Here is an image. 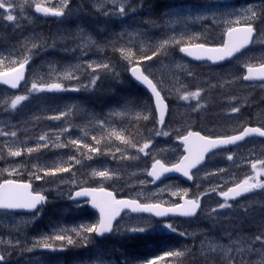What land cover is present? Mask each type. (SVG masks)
<instances>
[{"label":"rangeland","instance_id":"1","mask_svg":"<svg viewBox=\"0 0 264 264\" xmlns=\"http://www.w3.org/2000/svg\"><path fill=\"white\" fill-rule=\"evenodd\" d=\"M130 1L127 0V3L129 4ZM162 1L164 4H168L169 7L163 14L162 23L157 25L152 22L150 11L140 13L139 9L133 5L126 8V13L128 14L122 19L118 16L106 17L102 11H98L97 9L103 7L105 11L115 12L116 8L112 7L111 3L103 5L101 0H69V7L65 12V15H67L63 19L52 20L48 23L36 22V16L33 12L34 0H17L18 9L21 10L13 14L18 17V21L13 23L0 19V38L8 40L10 37L15 36L13 40L6 43V47L0 48V58L5 60V64L0 65V70H6L10 59H20L26 54V49L23 48L25 42H27V47H30L32 43H38L41 45V48L31 53L32 67L30 66L27 81L21 88L15 91L0 88V113L9 112L8 104L16 95H28V90L37 76L42 77L45 83L55 82L57 72H63L66 66L76 64L86 66L89 61L106 62L116 74L121 76V73L128 71L131 65L122 56L119 51L120 48L131 49L134 59L138 60L144 55H151L164 40H172L174 38L180 41L179 44L172 43L167 45L166 50H162L152 60L141 61L143 69H147L148 72L152 73L151 78L155 82H160L161 92L170 100L172 113L167 117L163 126L164 131L170 132L169 136L155 137L153 135V130L159 129L161 126L157 124L149 97L143 94L139 97L134 96L138 105L135 111L133 110L132 113L127 115L132 117L135 116L136 112L151 113L149 120H137V142L135 148L127 150L124 145H118V141L115 138L111 139L114 136L117 138L116 135H113V132L121 134L124 137L127 133L120 119H116L110 125L107 134L96 131L100 130V125L95 123V121L87 124L86 120H77L76 127L80 129V133L89 137H96V140H99L100 143L97 144L96 140H94L95 144L92 147H98L99 149L101 147L103 153L106 155L105 160L88 167V178H92L89 181L90 186H108L114 190L117 189L120 197L138 199L141 203L168 202L165 205H170L172 202H180V195H171V192L177 189H187L188 193L192 194L191 196L187 194V198L207 193V195L202 197L204 208L197 218L198 220L189 222L177 220L176 222H171L177 226L179 232L186 233V236L174 233L161 234L158 231L145 234H132L124 232L123 229L133 227L141 220H151L156 225L170 222V220L159 221L150 216L135 215L127 212L119 220V227L121 228L119 233H113L101 239L93 235L94 244L87 247L72 245L66 246V250L63 252L53 253L40 249L29 252L27 249L32 248L34 241L40 239L42 235L52 234L53 225L59 224L63 227L72 228L81 223H95L98 217L95 212L93 213L86 207L85 202H79L83 207H77L75 202H71L68 199L69 193H73L74 190L82 186L78 183L80 177L78 173H75L73 176L70 174L65 176L63 175L64 173L59 175V177L57 174L46 176L45 178H50L52 181L43 185L39 183L41 180L34 179V174H43L42 172H38L34 165H39L41 168L56 165L65 167L67 163L63 164L66 161L64 159H67V157L64 158V147H53L49 143L51 145L50 149L54 152L47 154L44 151L43 155L36 156L35 160L29 163L25 158H22L23 160L21 161L9 160L10 158H15L8 155L9 148H12V150H22L23 154L29 156L31 154H28L26 149L30 146H22V141L17 139L18 136L17 138L5 137L3 139L4 145L0 146V183L5 179L28 180L30 182L33 180L38 186V188L32 187L34 191L48 194L47 205L43 206L44 208H40L41 214L35 220H33L32 213L0 211V240L3 241L0 243V249L6 254L7 261L5 264H97V255L94 254L97 253L96 246H99L98 255L102 258L103 264H124L125 259L128 260V264H143V261L147 259L163 256L164 253H156L155 246L158 243H164L163 248L169 247L170 250H187L185 256L178 259L165 257L162 264H226L222 253H213L207 256L202 255L201 242L211 240L212 242L227 246L230 244V240L243 239L246 243H251L256 235L264 231V210L259 209L258 213L253 215L251 209L247 210V208H251L257 204H260V207L264 208V189L254 190L245 199L241 200L240 205L236 204L235 208L240 209V212L235 213V216L241 217L239 222L231 223V219L227 223L217 220L218 218H229L231 216L230 208L219 210L215 217H213L216 221H210L211 217L208 215L211 209L216 208L220 203H224V199L219 197L220 191H226L230 186H234L235 183H239L247 176L256 175L260 166L258 165L257 169L254 170L252 163L264 161L263 141L251 140L249 143L236 149L235 152L219 154L220 158L225 159L223 163L221 162L222 165H219L216 159L213 161L210 159L208 164L196 172V180L191 187L178 179H169L156 186H152L146 176L148 168L154 159H160L166 164L178 161L182 155V146L176 137L177 135L185 134L192 126H197L198 129L208 135L233 133L248 122H255L264 127L263 108L248 113H244L240 108L239 113L230 114V108L235 106L230 102L233 101V97L237 98L235 93L228 96L225 102H221V99V101L214 100L211 106H217L215 109L209 110L208 103L212 97H218L223 92H236V89L249 88V94H253L257 87H251L250 85L238 86L240 83L238 75L244 64H257L264 61V49L256 52L250 51L245 56H241L233 64L234 67L231 66L222 72L211 70L206 66L191 65L184 58H170L172 50L176 49L180 44L195 41L198 38H203L207 41L215 40L216 37L224 33L228 26L225 21L236 19L235 15H228V13H232L234 9H243L249 4L257 5L259 1L197 0L199 2L197 6L203 11L200 16L202 18H193L191 20L198 24V22L208 19L219 27L218 29H204V32L195 34L191 33V30L174 27L181 23L177 18L184 16L194 6L187 7L186 5L189 4L185 2L183 5L178 4V0ZM43 3L49 7H57L60 0H43ZM132 9H136V11L132 13ZM256 10L258 11L257 8ZM256 26L259 31H264V23L257 21ZM81 30L85 34H90L102 47L100 49L92 47L87 50L86 55L77 49L79 41L74 40L72 37ZM61 36H66L67 39L61 40ZM34 37L37 39H34ZM73 49L76 50L73 51ZM50 65H55L56 72L51 70ZM79 70L80 74L77 73V70L75 71L78 79H69V84H64L67 89L79 87V91L68 90L32 94L27 101L22 102L18 106L17 110H12L11 117L17 120L16 123H11L8 116H3L0 117V127H3L4 130L6 129L5 131H17V133L21 130L34 128L37 126L38 119L21 122L24 118L18 119L20 115L31 110L33 111L28 116L29 118L38 117L39 113L34 114L39 110H45L49 112V115H55L59 111H66L69 107L73 108L77 102L80 105L74 109L73 117H82L83 115L93 116L94 114L97 120H104L105 125H107L105 114L112 110L114 111L116 108L111 110L110 108L115 106H117L118 111H123L122 106L124 103L116 105L114 99L111 97V93L105 92L104 98L100 102L101 104L96 106L97 108L92 103L89 104L90 106L87 105L84 91L95 93L98 89L105 87H100L97 83L94 87L90 84L93 73L87 67H81ZM189 72L192 73L191 76L188 75ZM100 73L108 72L100 70L97 73L101 81L103 77ZM222 74L224 76L215 79V77ZM60 82L64 83V80ZM86 85L87 87H85ZM198 88L205 90L201 93L199 100L191 99L183 101L179 99V96L184 91L194 92ZM66 92L78 94L80 98L74 100V97L62 96ZM49 93L50 95H55L56 93L60 98L55 97L51 101L37 106L43 100L44 95ZM33 99L34 101H32ZM25 103H29L33 107L22 111L21 106ZM197 103L204 105V107L199 111H193ZM12 124L18 127L12 128ZM62 126L56 125L52 127L46 125L40 132H37L38 135L36 134L34 139L47 133L49 139H52L53 142H55L56 136L59 135V143L65 144L64 139L62 140ZM2 137L0 136V143ZM149 138L153 141L149 148L146 149V152L149 154L145 155V153L138 152V148ZM48 147L46 148L47 151H49ZM118 148L121 149V152L116 151ZM103 153L89 152L92 157ZM73 154L74 156L72 157L79 158L78 152L77 154ZM229 154L233 155V160L231 161L226 158ZM124 157L138 158L125 159ZM13 169H16V171H12ZM105 169L112 170L117 175L111 180H103L102 178L92 176L93 170L102 171ZM219 169H224V172H219ZM71 171L73 172L74 170L72 169ZM259 178L264 180V173ZM140 181H146L147 183L141 184ZM212 188H216V191L212 192ZM159 189H165V191L158 193ZM138 193L141 195L138 196ZM153 193H158V197L152 198ZM231 208L233 209L234 206L232 205ZM245 213L246 217L244 216ZM254 215H259V218L253 219ZM243 228H246V230H243ZM17 241H19V245H17ZM56 243L57 245L59 244V242ZM131 243L138 245L137 251L140 252L139 254H130L133 249L128 248V245ZM231 255L236 257V264H240L241 260L243 264H261L262 258H264V246L256 243L252 251H245L242 254L233 252ZM214 257H220L223 262L217 259L212 261Z\"/></svg>","mask_w":264,"mask_h":264},{"label":"snow or ice","instance_id":"2","mask_svg":"<svg viewBox=\"0 0 264 264\" xmlns=\"http://www.w3.org/2000/svg\"><path fill=\"white\" fill-rule=\"evenodd\" d=\"M35 2V12L43 14L44 16H54L62 17L65 15L66 9L69 7V0H60V3L57 7L45 6L43 0H34ZM103 5L111 3L112 7L116 8L115 12L105 11L103 7L98 8V11H102L103 14L108 16H118L121 19L125 17L126 8L130 7L127 3V0H101ZM257 6L254 4H249L243 9H234L232 13L228 15H235V20H226L225 23L228 25L225 29L222 44L212 47L208 46L207 43H194L186 44L180 47V52L186 54L189 57H193L197 60H208L213 63L224 61L225 59L232 58L235 54L241 53L242 50H245L251 46L259 45L264 47V31H259L257 29L256 23L260 21L264 23V8H261L259 11L256 10ZM17 0H0V19H4L8 22L16 23L18 17L14 15V12H17ZM132 13L136 9L131 10ZM200 19L202 17H196ZM74 40L79 41L77 44V49L81 50L85 55L87 50L92 47L100 49L102 46L95 41L90 34H85L82 30L78 31L77 34L72 37ZM34 39H37L34 37ZM61 40L67 39L66 36H61ZM107 43V42H105ZM172 43L179 44L180 41L175 40H164L162 41L156 51H153L151 55H144L140 59L135 60L131 49L120 48L124 59L128 61L131 65L130 72L131 75L145 86L151 93L154 98L155 111L158 113L157 124L161 127L159 129L153 130V135L155 137L164 136L167 137L170 135L169 131H164L163 126L165 124V115L167 112V105L165 104V98L161 95V85L160 82H154L152 73L148 72L147 69L141 68V61L152 60L153 57L158 56L162 50H166V46ZM54 46V45H53ZM26 49V54L20 59H10L6 70H0V82L10 85L11 88L15 89L19 85L20 81L25 79V69L31 63L32 55L31 53L34 50H40L41 45L38 43H32L30 47H27V42L23 46ZM76 49H73L75 51ZM5 60L0 58V65H4ZM81 67H84L81 64L69 65L66 66L63 72H57L55 76V82L45 83L42 77L37 76L36 80L31 84V88L28 90V95H16L10 100L8 108L11 110H17L18 106L22 102L27 101L32 94H39L43 92H60V91H79L80 88L76 87L73 89L65 88L64 83L60 82L63 80L69 79H78L75 75V71L79 70ZM88 69L93 73V78L90 80V84L94 87L99 76L97 73L100 70L105 72L111 71L113 75H116L114 70L108 63L93 62L89 61L86 65ZM179 67V66H178ZM247 69L246 75L243 76V80H261L264 81V63H260L258 67H253L251 64L245 65ZM50 68L53 72H56L55 65H50ZM189 76L192 75L191 72L188 73ZM87 87V85L85 86ZM179 91V89H177ZM205 91L204 89H197L194 92L184 91L182 95L179 96L180 100L188 101L191 99L201 98V93ZM233 100L236 98L233 97ZM132 101H126L122 106L123 111H113L110 115L115 116H125L133 112ZM204 107V105L197 103V106L193 111H199ZM240 106L231 107L229 112L230 114H235L240 112ZM7 111V109H6ZM73 109L71 107L67 108L66 111H59L58 114L48 117L52 120H61L72 114ZM151 113L148 114L142 112H136L135 118L137 120H149ZM92 119L95 123L100 126L105 125L104 120H97L93 114ZM69 128H65L62 131H68ZM113 135L117 136V139L123 141L126 144H129L131 147H136L134 143L129 140H126L125 137L121 134L113 132ZM251 135H258L264 137V127H250L245 126L243 130L235 135L220 136L217 138H211L210 136L201 135L198 131H187L186 135H177V140L182 141L183 147L186 150V155L180 157L179 161L171 166H167L160 159H154V163L151 165V170L147 171V175L153 178V183L156 180H159L166 173H180L183 177L188 180L193 179L192 169H196L197 165L202 164L205 161L206 155L213 153L214 150L226 147L229 145H235L239 141H243L246 137ZM0 136L7 138H16L17 131H5L3 127H0ZM93 140H96V137H92ZM152 139L149 138L143 143L142 146L138 148V152L145 153L146 149L152 144ZM49 143L53 147H74L77 151H80L81 146L85 149H88L90 153H99L100 149L98 147H92L89 144L83 143L81 139H73L70 141V144L59 143V135L56 136L55 142L50 141L48 134H43L38 137L36 147H28L26 152L31 154L33 152H38L42 148H47ZM96 143L99 144V140H96ZM117 152H121V149H116ZM8 155L12 157H19L22 155V150H12L9 148ZM114 155V154H113ZM88 159H91L92 156L88 155ZM125 159H135L138 157H124ZM227 160H233V155L229 154ZM69 167L63 166H53V167H44L41 168L39 165H34L37 168L38 172H42L43 175L34 174V179L42 180L46 176H54L57 173L68 172L71 168V161H74L76 164L81 163L76 157L69 158ZM259 170L256 172L255 176H247L245 179L239 183H235L233 187H229L227 191H220L219 195L224 198V203L218 204L216 208H213L209 211L208 215L210 217H215L216 213L225 208H231L232 205L228 202L229 200H236L239 197L244 196L254 192V190L264 189V180H261L259 177L264 173V161H256L252 163V168L254 170ZM12 171H16L13 169ZM219 172H224V169H219ZM215 174V173H213ZM117 173L112 170H93L92 176L99 177L103 180L113 179ZM75 183V181H73ZM141 184L147 183L146 181H140ZM165 189H159L158 193L164 192ZM212 192L216 191V188L211 189ZM158 193H153L152 198H157ZM188 190L187 189H177L172 191V196L180 195L182 203L172 202L169 206H164L168 202H157V203H140L138 199H118L112 191H108L104 187H83L80 186L79 190L74 193L68 194V199L72 200L77 204V207H83L77 200V198H90L85 200V203L91 204V206L98 210V219L95 223L84 224L81 223L75 227L68 228L60 226L59 224L53 225L51 235H42L40 239L33 242L32 248L27 249V251L32 252L36 249L46 250L49 252H63L66 250V246L80 245L87 247L88 245L94 244L93 234L96 237L103 238L107 234L119 233L121 228L119 227L118 217L121 216V213L125 210H130L134 213H148L157 218H167L169 216H183V217H194L197 215L198 210L201 209V198L207 193H201L192 199H186ZM141 195L138 193V196ZM147 199V197H145ZM47 202V197L39 191H34L32 189L31 182H19L13 179H5L0 183V210H19L26 209L32 211L33 220L39 217L40 207ZM124 232L132 234H145L150 232H160L161 234L174 233L180 236H186L184 232H179L176 225L171 222H163L158 225L153 224L151 220H141L135 226L123 229ZM74 236L76 237L74 239ZM3 241L0 240V243ZM56 242H59L57 245ZM9 243H11L9 241ZM19 245V241L16 242ZM259 243L264 246V231L254 237V240L251 243H246L243 239L230 240V244L225 246L212 242L211 240L201 242V254L207 256L213 253H222L226 264H236V257L231 255L235 252L236 254H242L245 251H252L253 246ZM97 253V264H103L102 258ZM186 251L169 250L164 252L163 256H156L152 259H147L143 261V264H162L164 258H173L178 259L185 256ZM6 254L3 251H0V264H5ZM124 264H128V260L125 259ZM240 264H243L241 260ZM261 264H264V258H262Z\"/></svg>","mask_w":264,"mask_h":264},{"label":"trees","instance_id":"3","mask_svg":"<svg viewBox=\"0 0 264 264\" xmlns=\"http://www.w3.org/2000/svg\"><path fill=\"white\" fill-rule=\"evenodd\" d=\"M84 67H86V66H84ZM77 73L80 74V70H77ZM100 74L102 75L103 78H101V81L98 79L96 83L98 86L105 87V88H100L95 93L94 92L91 93V92L85 90L84 95H85L87 105L92 103L94 105V107L97 108L96 106L98 104H101L100 102L104 98V93L106 92V93H111V97L114 99L116 105H120L121 103L125 104L126 101H132L133 102L132 108L135 111L136 107L138 105V102L135 101L134 96L139 97V96H141L140 93L147 95L143 90L136 88V86L129 79L127 71H123L121 73V76H119L118 74L113 75L111 71H109L108 73H100ZM69 81L70 80H68V81L64 80V84L68 85ZM244 93L245 92H242V91L235 93L238 95L237 98L239 99L237 102H235L236 105L239 104L242 106L245 103L244 104L245 107L249 106V104L251 102L249 103V101H247V97H246V95H244ZM220 98L222 101L220 100ZM220 98L215 96L214 100H219L221 102H225V101H227L228 95L221 96ZM32 101H34V99ZM260 102H264V101L261 100ZM32 107L33 106L29 105V103H25L21 106V110L24 111L26 109H31ZM20 116H22V115H20ZM119 119L123 123L124 130L127 131V133L125 134V139L136 144V142H137L136 141V132H137L136 128L138 125H137V119L135 118V116L129 117V116L125 115V116H121ZM77 120H78V118H77ZM77 120H75V121H77ZM50 121H53V120L48 119V118L43 119V117H38V120H37L40 128L44 127L46 125V123H49ZM100 132H102L103 134H107L108 131L102 130ZM35 134H37V133L34 132L33 130H31V131L26 130V131H22L20 133H17L18 138L17 137L16 138L18 140L20 139L21 141H23V139L28 138L29 136H34ZM62 135H63L62 140L64 139L65 144H70V141L73 139H81L83 141V143L87 142L86 144L89 143V145H91V146L95 144L92 137L86 136L84 134L81 136H78L74 132L71 131V132H68L67 134L64 132ZM30 138H31V142H30L31 146L30 147H36L38 138L37 139H34V137H30ZM114 138L118 141V145H124L127 148V150H130L133 148L129 144H126L123 141L117 139L115 136L111 139H114ZM49 140L52 141V139H49ZM3 145H4V142H3V140H1L0 146H3ZM64 148L68 151L69 154L71 152L70 156L67 158V160L63 164V165H65L67 163L65 165V167H69V163H70L69 158L72 157V155H74L73 153L77 154V152H78V154H79L78 159L81 161V163L75 164L74 162L71 161V168L74 171L72 172L71 171L72 169L70 168V171H68V172L57 173L58 177L62 173H64L63 175H65V176H67L69 174L71 176H73L75 173H78L80 175V177L78 179L79 185L89 186L90 179L88 178V174H87V169H88V166L90 164L89 159L87 158V156L90 155L89 150L83 148L82 146H81L80 151H77L74 147H71V146L64 147ZM48 150L49 151H47L46 148H42L38 152L31 153V155H29V158L27 157V155H25V159L27 160L28 163L33 162L35 160L34 157H36L38 155H43L44 151H45V153L49 154L50 147H48ZM100 152L103 153V149L101 147H100ZM18 160L21 161L23 159L20 157ZM41 175H43V174H41ZM51 181L52 180L50 178H44L41 181H39V183H41L43 185V184L50 183ZM31 182H32L34 187H38L37 183L35 181L31 180ZM262 210H264V208H262ZM244 216L246 217V213L244 214ZM243 230H246V228H243ZM169 250L170 249H166L164 252L169 251ZM216 259L218 261H221L220 257H214V258H212V261L216 260ZM221 262H223V261H221Z\"/></svg>","mask_w":264,"mask_h":264},{"label":"flooded vegetation","instance_id":"4","mask_svg":"<svg viewBox=\"0 0 264 264\" xmlns=\"http://www.w3.org/2000/svg\"><path fill=\"white\" fill-rule=\"evenodd\" d=\"M164 1H166V0H164ZM173 1H176V0H173ZM178 1H179L178 4L183 5L184 2H185V3L189 4V5H186L187 7L194 6V8L188 10L187 13L184 16L178 17L177 19L179 21H181V23L175 25L174 27H176L177 29L183 28V29L191 30L190 32L194 33V34L195 33H202V32H204V29H211V28L218 29L219 26L217 24L213 23V21H211V20L205 19V20H202V21L198 22V24L191 20L193 18L200 17L202 15V13H203L202 9L197 6V4H199V2L197 0H178ZM159 2H160V0H131L129 2V5H133V6L137 7L139 9L140 13L150 11L152 16H153L151 18V20H153L152 22H155V20L153 18H156V19L160 18L159 17V12H158V3ZM260 3H261V6L258 9V11L261 8H264V0H260ZM258 32H259V29H258ZM223 40H224V36L222 34H220L213 41H207V40H204L203 38H198L195 41H191V42H186L184 44H180V45L177 46L176 49H174L175 51L172 50V54H171L170 58H173V59L178 58V57L183 58V56L181 55L179 49H180V47H182V46H184L186 44L207 43L208 46H216V45L222 44ZM260 49H264V47H261L259 45L251 46V47H249L247 50H245L242 53L243 55L241 54L240 56H245L250 51L256 52V51H258ZM207 66L209 68H211V66H209V65H207ZM227 66L231 67L232 63L231 62L227 63ZM251 87H255V86L251 85ZM262 108L264 109V105L262 106ZM188 195L191 196L192 194L189 192Z\"/></svg>","mask_w":264,"mask_h":264},{"label":"water","instance_id":"5","mask_svg":"<svg viewBox=\"0 0 264 264\" xmlns=\"http://www.w3.org/2000/svg\"><path fill=\"white\" fill-rule=\"evenodd\" d=\"M35 10V9H34ZM38 15H40V16H42V17H48V16H44L43 14H39V13H37ZM184 54V53H183ZM238 54V53H237ZM237 54H235V55H237ZM185 56H187L186 54H184ZM234 55V56H235ZM233 56V57H234ZM188 58H190V59H192V60H194V61H208V60H197V59H195V58H193V57H189V56H187ZM229 59H231V58H228V59H225V60H229ZM224 60V61H225ZM224 61H219V62H216V63H213L212 61H210L212 64H219V63H222V62H224ZM254 68L255 67H258V66H253ZM246 73H247V69H246ZM246 73H245V75H246ZM25 74H26V69H25ZM129 76H130V78L136 83V84H138L139 86H141V87H143L150 95H151V93H150V91L145 87V86H143L140 82H138L132 75H131V72H130V70H129ZM24 80H22V81H20V83L19 84H21L22 82H23ZM245 81V80H244ZM261 80H249V81H245V82H260ZM1 84H4L3 82H0ZM4 85H7V84H4ZM7 86H9L10 87V85H7ZM151 98H152V101H153V104H154V98L152 97V95H151ZM165 104L167 105V102L165 101ZM154 107H155V104H154ZM168 108V107H167ZM166 115H167V112H166ZM166 115H165V117H166ZM157 116H158V113H157ZM250 127H252V126H250ZM251 136H258V135H251ZM248 137H250V136H248ZM248 137H246V138H248ZM245 138V139H246ZM261 138H264V137H261ZM181 143H182V141H180ZM239 142H241V141H239ZM239 142H237V143H239ZM183 144V143H182ZM229 146H231V145H229ZM227 147V146H226ZM223 148V147H222ZM184 149V148H183ZM184 151H185V155L187 154L186 153V150L184 149ZM204 162V161H203ZM202 162V163H203ZM201 165V164H200ZM199 165H197V167H198ZM151 170V169H150ZM193 170V169H192ZM191 170V171H192ZM171 176H180L181 178H183V179H185V180H188L187 178H185V177H183L182 176V174H180V173H175V172H172V173H166V174H164V176H162L159 180H156L153 184H156L157 182H159V181H161L162 179H164V178H167V177H171ZM150 177V176H149ZM152 178V177H151ZM188 181H192V180H188ZM79 190V189H78ZM77 191V190H76ZM109 191V190H108ZM83 199H88L89 201H90V198H77V200H83ZM121 199H127V198H121ZM183 201L181 200V203H182ZM88 207L90 208V209H93V210H95V211H97V213H98V210H96V209H94L92 206H91V204H90V202L88 203ZM9 211H16V212H32V211H30V210H26V209H19V210H9ZM125 211H130V210H125ZM131 212V211H130ZM123 213V212H122ZM121 213V214H122ZM131 213H133V214H138V213H134V212H131ZM142 214H147V215H151V214H148V213H142ZM172 217H183V216H179V215H175V216H169V217H167V218H172ZM119 218V217H118ZM117 218V219H118ZM185 218H188V217H185ZM161 219H163V218H161Z\"/></svg>","mask_w":264,"mask_h":264},{"label":"bare ground","instance_id":"6","mask_svg":"<svg viewBox=\"0 0 264 264\" xmlns=\"http://www.w3.org/2000/svg\"><path fill=\"white\" fill-rule=\"evenodd\" d=\"M250 256V255H249Z\"/></svg>","mask_w":264,"mask_h":264}]
</instances>
